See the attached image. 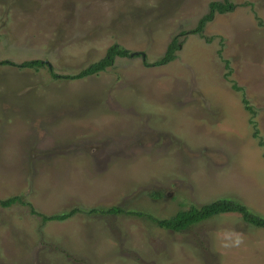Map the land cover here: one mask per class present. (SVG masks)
I'll list each match as a JSON object with an SVG mask.
<instances>
[{
	"label": "rangeland",
	"instance_id": "1",
	"mask_svg": "<svg viewBox=\"0 0 264 264\" xmlns=\"http://www.w3.org/2000/svg\"><path fill=\"white\" fill-rule=\"evenodd\" d=\"M213 1L0 0V200L71 213L0 206V264H264V228L237 212L182 232L87 212L229 197L264 218V0L193 32ZM114 44L130 55L79 79L20 66L75 75Z\"/></svg>",
	"mask_w": 264,
	"mask_h": 264
},
{
	"label": "trees",
	"instance_id": "2",
	"mask_svg": "<svg viewBox=\"0 0 264 264\" xmlns=\"http://www.w3.org/2000/svg\"><path fill=\"white\" fill-rule=\"evenodd\" d=\"M235 4L233 0H224V1H213L209 4V13L204 15L200 20L198 26L193 30V32H201L204 28L206 22L211 21L217 13H226L231 12L234 9ZM184 34V32L182 33ZM182 42V41H181ZM181 43H179L178 38H174L173 41L168 45L167 51L165 55L156 62L155 65H166L172 62L175 59L176 51L180 48ZM130 51L121 47L118 44L112 45L106 52V55L100 59L99 61L89 65L85 69L81 70L79 73L75 75H60L56 73L52 67L46 64L43 60L33 59L30 61H26L20 64L22 67L27 68H37L44 65H47L48 70L51 73L52 78H66V79H79L83 77H87L93 74H100L101 72H107L110 68L115 64L117 57L129 56ZM229 62L226 60V63ZM2 63H10L7 60L2 61ZM228 65V64H227ZM234 87L235 84H234ZM246 102L247 109L254 112V108L252 105L248 104V100L244 99ZM256 131V130H255ZM255 136H258L257 132H254ZM261 143L263 141L261 139ZM163 193L159 192L157 194L153 193V197L160 198L162 197ZM23 204L30 209V212L33 214H38L42 217L43 223L49 220H58L64 221L68 217H70L71 213H58L52 215L42 214L41 212L37 211L34 206L31 204L30 201L24 200L23 197L20 195L10 197L8 199L0 200V206L6 208L10 207L13 204ZM87 212L90 213H100V212H107V213H128V214H136L138 216H144L160 226L161 228H165L172 231L182 232L190 229L192 226H195L198 223L203 222L217 214L221 213H229V212H237L240 213L243 220L247 223L256 226V227H263L264 228V218L260 217L256 213L252 212L250 208L246 206V204L237 201L235 199L229 197H221L218 198L210 203L203 204L201 206L192 205L189 209L181 210L175 215L168 217V218H157L150 213H146L143 211H135V210H125L121 207H111L108 210L95 208L92 210H88Z\"/></svg>",
	"mask_w": 264,
	"mask_h": 264
}]
</instances>
